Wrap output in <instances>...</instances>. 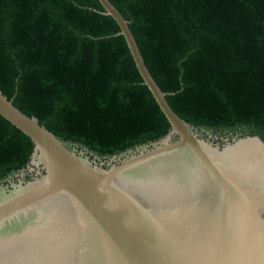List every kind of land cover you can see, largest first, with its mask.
<instances>
[{"label": "trees", "instance_id": "obj_1", "mask_svg": "<svg viewBox=\"0 0 264 264\" xmlns=\"http://www.w3.org/2000/svg\"><path fill=\"white\" fill-rule=\"evenodd\" d=\"M171 108L218 138L264 141V0H109ZM99 0H0V91L61 140L101 158L162 138L169 122ZM29 136L0 115V184Z\"/></svg>", "mask_w": 264, "mask_h": 264}, {"label": "water", "instance_id": "obj_2", "mask_svg": "<svg viewBox=\"0 0 264 264\" xmlns=\"http://www.w3.org/2000/svg\"><path fill=\"white\" fill-rule=\"evenodd\" d=\"M120 27L169 131L106 158L65 142L0 91L33 150L0 184V264H264V141L204 134L169 105ZM99 162H98V161Z\"/></svg>", "mask_w": 264, "mask_h": 264}, {"label": "rangeland", "instance_id": "obj_3", "mask_svg": "<svg viewBox=\"0 0 264 264\" xmlns=\"http://www.w3.org/2000/svg\"><path fill=\"white\" fill-rule=\"evenodd\" d=\"M207 134V133H206ZM72 144V143H71ZM73 145H75V144H73ZM81 148H83V147H81ZM93 156H97V155H95V154H93ZM98 161V160H97ZM99 162V161H98Z\"/></svg>", "mask_w": 264, "mask_h": 264}, {"label": "flooded vegetation", "instance_id": "obj_4", "mask_svg": "<svg viewBox=\"0 0 264 264\" xmlns=\"http://www.w3.org/2000/svg\"><path fill=\"white\" fill-rule=\"evenodd\" d=\"M24 169H25V168H24ZM22 170H23V169H22ZM19 172H20V171H19ZM19 172H17L16 175H17Z\"/></svg>", "mask_w": 264, "mask_h": 264}]
</instances>
